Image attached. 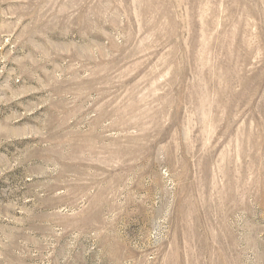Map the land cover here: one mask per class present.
I'll list each match as a JSON object with an SVG mask.
<instances>
[{"label": "rangeland", "instance_id": "rangeland-1", "mask_svg": "<svg viewBox=\"0 0 264 264\" xmlns=\"http://www.w3.org/2000/svg\"><path fill=\"white\" fill-rule=\"evenodd\" d=\"M0 264H264V0H0Z\"/></svg>", "mask_w": 264, "mask_h": 264}]
</instances>
